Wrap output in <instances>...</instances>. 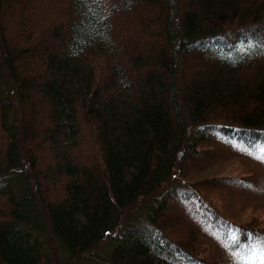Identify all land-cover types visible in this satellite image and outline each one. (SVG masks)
Segmentation results:
<instances>
[{
	"label": "trees",
	"instance_id": "obj_1",
	"mask_svg": "<svg viewBox=\"0 0 264 264\" xmlns=\"http://www.w3.org/2000/svg\"><path fill=\"white\" fill-rule=\"evenodd\" d=\"M45 1L0 0V264H47L46 231L71 258L107 238L111 264H209L162 211L203 133L264 143V0Z\"/></svg>",
	"mask_w": 264,
	"mask_h": 264
},
{
	"label": "rangeland",
	"instance_id": "obj_2",
	"mask_svg": "<svg viewBox=\"0 0 264 264\" xmlns=\"http://www.w3.org/2000/svg\"><path fill=\"white\" fill-rule=\"evenodd\" d=\"M186 2L187 0L182 2L184 7ZM47 5L55 8L53 4L45 0H42L40 8L46 9ZM59 10L60 8H56L52 12L54 14L52 19L56 18ZM51 47L49 45L47 49ZM14 110L13 108V112ZM83 126H85L84 122H82ZM260 154H264V143L252 145L227 138L219 132L210 135L203 133L200 137L199 151L197 149L196 152H190V155L185 154L178 171H172V177L175 180L169 185L172 189V199H169L168 205L162 213L178 218L184 216L188 220L187 227H181L179 221L166 222L165 224L172 226L175 229V234L189 236L186 244L188 242L191 244V248H196L195 257L201 258L209 264H223L224 262V264H264V239H260L257 243L239 241L237 231L232 227L228 226L222 229L217 221L216 224L208 221L209 218L204 212L205 208L198 201V197L202 196L208 202H215L227 214L240 220L241 224L251 223L250 228L252 229H257L256 225L264 227V160L256 158ZM70 156L75 158V165L87 166L86 157L88 154L83 151L79 156V148H76ZM50 157L52 156L48 155L46 158L50 159ZM169 181L168 179L165 185ZM162 191L164 192V188ZM220 201L226 202L229 206L226 208ZM232 211H238L239 215ZM127 214L130 213L126 212L122 220L119 221L122 226L123 219ZM133 214L136 215V212L134 211ZM137 214L142 215L138 211ZM42 240L43 245L40 242L39 248H43L41 252L47 256V264L112 263L108 259L111 250L105 248L104 245L108 242L107 238L101 239L95 247L98 254L94 256V262L92 256L90 258L85 255L69 257L47 231ZM134 244L136 245V242ZM212 250L222 257L214 254ZM148 256V259L154 262L153 264H157L156 257ZM140 259L142 260V258ZM100 260L102 262H99ZM40 262L44 261L40 259ZM120 263L122 262H113V264ZM175 264H187V262L177 261Z\"/></svg>",
	"mask_w": 264,
	"mask_h": 264
},
{
	"label": "snow or ice",
	"instance_id": "obj_3",
	"mask_svg": "<svg viewBox=\"0 0 264 264\" xmlns=\"http://www.w3.org/2000/svg\"><path fill=\"white\" fill-rule=\"evenodd\" d=\"M257 159H261V160H264V154H260L256 157Z\"/></svg>",
	"mask_w": 264,
	"mask_h": 264
}]
</instances>
